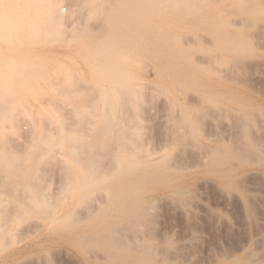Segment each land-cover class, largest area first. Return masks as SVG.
<instances>
[{
	"label": "bare ground",
	"instance_id": "bare-ground-1",
	"mask_svg": "<svg viewBox=\"0 0 264 264\" xmlns=\"http://www.w3.org/2000/svg\"><path fill=\"white\" fill-rule=\"evenodd\" d=\"M20 1H25V0H16V3H15L16 4L15 9H17L20 15H16V16L8 15L6 16L7 18H5V20H3L4 17H2L5 15L0 16L3 18L2 19L3 22L0 21L2 26L3 25L12 26L13 24H16L18 20L17 22L18 26H20L19 24H21L25 27L35 26V27L40 28L46 24L44 20L43 21L41 20V18H40L41 21L38 20L39 19L38 16L42 17L44 15L45 19H47V21H49L50 24L52 22L56 25H59L60 29L61 27L64 29H66V27L71 28L70 30L72 31H68V33H63L66 35V37L73 36V37L79 38L80 36L85 35L86 38L93 37L94 39L96 38V35H94L96 34V30H93V29H96V27L97 28L101 27L100 30H105V31L107 30V31L104 34L100 30H98L97 32V33L101 32L104 35V36H102V34L100 35L102 37L101 39L103 40L102 41L99 39V41H101L99 42V44L102 43V46L99 45L100 49L105 52L108 49V47H111L112 51L111 52L109 51V54L111 53L110 55L113 54L114 56L118 58H120L121 54L124 53L123 51L125 50V48H127L128 46L131 47L132 43L134 44V39L137 37L136 36L137 31H135V29L134 31H131V30L125 31L123 29V31L120 32V35H118L119 32H116L117 30L116 27L119 24H123L126 21L128 22L131 19V16H133L135 13L143 14L145 15L146 19L141 20L142 22L138 21L140 22L138 26L140 27L144 25L146 26L147 33L142 38H144V41L146 43L145 45H147V48L149 49V54H148L149 58L156 62L155 63L156 65L154 66V68L149 67L150 69L148 68L149 65H147V63L145 62L147 67L145 65V68H144L146 72L148 73L154 72L155 79L147 76L145 77V82H136L134 80L133 81L129 80L130 81L129 82L128 78H126L124 75H121L119 72H116L113 78L114 79L113 85L110 88L111 92H109L104 86L102 88L103 95H104V99L102 101V107L104 108V113H103L104 117L101 118L102 125H100L101 128L99 130L102 133L100 137L101 139L99 138L100 142L98 141L100 144H98V142L95 143L99 145V149H100V150H97L98 153L96 154V155H99L98 156L99 161L98 159H96L99 165L96 164V166L98 165L97 168H93L94 170L91 171L90 175L86 174L87 178L84 179L83 181L84 184L90 181V183L88 184H91L92 186L94 185L96 186L97 180L95 178L96 177L99 178L98 180L99 192L96 191L97 195H95L96 196L94 199L95 201L86 205V207H84L85 206L84 205L80 213H77L76 211L74 212L72 211L73 213L76 212V214H72L73 216L74 215L76 216H74V218H72L73 216H70L69 218L67 215L69 212L68 208L64 210L62 209L58 212L51 211V207H52L51 205L53 204L54 206V204H56L58 200H56V202L55 201L52 202L51 200H53L54 198L52 199L51 195H49L51 196V198L46 194L44 195L45 192H43L42 190L40 191V189L39 190L36 189L34 190V193H32L33 195L34 194L37 195L36 199L38 200V205H39L37 207L32 208L28 206L29 203L26 206V203H25L26 200H24L25 198L23 197L22 193H21V199L19 197L14 200L15 202L20 201L19 203L15 205H13L15 202H11L12 199L14 198L10 197L11 198L10 202L12 203V206L10 207L9 205L7 206L5 205V207H10L11 209L7 208L8 209L7 213L5 211V208L2 210L4 211L3 214H6V218H2V215H1L2 213H0L1 215L0 218L4 219L6 223L7 221H11L14 219L17 220L19 214L21 213L24 214L30 211H33L35 215L37 214L38 215V216L36 215L37 219L38 220L40 219L39 221L36 219L38 223L37 221H36L37 223L36 225L32 223L33 226L32 228H30L31 227L30 226L29 227L30 230L28 231L24 232L21 229H19V231L20 230L22 231L21 234L22 233L26 234L24 236L32 237L26 249L27 250L29 248L36 249L37 247H41L43 249H46L43 251H47L51 249L53 244H58V243L60 244V242L68 243L72 245L81 256H83L85 264H183L184 259H185V262H187V258L189 260L190 253H188L189 249H187L188 251L186 250L187 252H185L186 247L188 246L190 247L192 245V248H193L194 247L193 245H195L199 239L197 238V236H195V234L192 235L191 237L189 236L190 240H188L189 241L188 244L185 243L188 246H185L183 244L185 246L184 248V247H179V244L177 246L172 241L166 238H162L163 236L160 237V235H158L159 233L156 234V231H157L156 225H155L156 216L154 214L158 215V212L157 210H155L156 212H154V209H155V206L159 204L158 202H160V200L162 201L164 200L163 199L159 200V198L154 193V195L159 200L158 202L156 201L157 204L155 203L156 204L155 205L152 199L147 196V193L151 191L150 189L153 187L155 189L156 188L163 189L168 195V197L167 199L164 198L165 194L163 193L164 194L163 198L166 199L165 201L167 202L161 201L160 203L162 204V206L163 204L168 203L169 201L170 203L168 204H171V208H176V212L178 211L177 209H179L185 216L191 217L192 216L190 215L192 213L191 208H193L191 203L195 205L194 203L195 202L197 203L198 200L193 203L194 200L192 201V198L188 195H189V191L193 193L192 190H195L196 187L195 189L194 188L192 189V187H190L191 190L187 187V184H186V178L188 177L187 173L173 172V169L175 167H178V169H180L179 168L180 164L177 165L176 161L178 162L185 161L186 163L188 160H185L186 158L184 159V156L185 155L188 156V154H191L194 158L193 161L195 160L194 162H192V166H193V163L194 165L196 164V166L200 167L201 169L200 172L202 174L214 179L215 182H217V184L219 185V187L223 190V192H221L222 194H224L225 192L226 194L225 196H227L228 198H229V195L230 197L233 195L234 196L236 195V197L239 200L238 199H235V200H238V203L239 201L241 202L240 203V205H242L241 211L244 212L242 216L246 218V223H248L249 227H251L249 229H252L255 227V232L257 231L255 233L252 229V232L255 233V235L251 233V235L248 236L249 239L247 240L249 241L247 242L249 244L247 245V247L241 254H238V255L235 254L236 256H228L229 251L225 250L227 256L224 254L225 256H222L221 258H219L218 264H264V227H263L264 225H262V228L256 230V228H259L260 227L259 225L261 224L259 220H262L263 218L260 217L261 219H259L256 214L261 211L260 206L256 202V206L257 205L259 206L260 211L255 210L256 209L254 205L255 201L254 199L251 198L253 196L250 193L252 189L248 186V183L246 184V181H248V180H245L246 176L244 177L242 175L245 171L256 169V168H257L256 170H259V169L263 170V173H264V111L260 107V105L253 104L251 102L253 100L249 101L247 98L243 99L244 96L242 97V95L240 94V90L237 87V84L240 81L239 76L242 75L241 73H238L239 76L237 75V69L239 72L244 71L243 70L244 68L242 69V71L239 69L240 68L239 65H242L243 63L251 65L250 64L251 62H249L250 60L249 61L246 60L248 63L244 62V60L247 58L248 55L253 53L254 48H258V45L257 47H254V45L261 42L260 40L255 41V38L253 37L257 38L258 36L259 37L258 39H260L262 38L261 36H264V0H27L31 2L26 3V4H22ZM45 1H49L50 4L47 6L44 3ZM218 1H221L224 4V7L219 8V9L214 8L213 7L214 3H217ZM64 6H67V7H64ZM33 10L40 12V15H38L39 13L37 14L35 12L37 16H34V14L31 13ZM13 17H15L14 21H13ZM24 17L25 18L27 17V18L25 20L20 19ZM32 17H34L36 20L31 21ZM34 18L32 19L34 20ZM133 18L135 19L136 17H133ZM48 24L49 23L47 22V28L49 27ZM201 26L203 30L207 32L213 38L212 40L215 41L216 45L218 46L220 50H222V52L223 51L233 52V54H231L232 56L230 57V60H232L231 64H234V63L236 64V68L234 66L235 64L232 66H229L227 64L228 68H225L227 67V65L225 67H223L222 65V70L218 68L219 69L217 70L218 72L221 70L223 71V73H225L223 75H220L222 74V72L221 73L219 72L220 74L218 75L219 77L222 76L223 77L222 79H218V77H216L218 75L215 69H217L218 66L215 67L214 64H212V62L214 63V61H218L222 59V56H219V55L217 56H213V55L194 56L192 55V53L190 54V49H188L187 45L191 44L190 43L191 40L193 42H196L195 44H197V41L195 39H191L189 35H188V37L190 38L189 41H188L189 38L187 40L186 39L183 40L182 36L183 37L185 36L183 35V33L178 34L176 36L181 37V39L184 42L183 41L181 42L180 38H179V41L175 40V39L178 40V38H176L175 35L173 34L175 30L181 29L184 31V29L182 28L193 30ZM159 27H163L162 29L164 30H159L160 29ZM137 28L138 30H140L139 27ZM51 29L53 30L52 27ZM251 29H254L253 31L254 33L252 32L253 34L249 32ZM94 31L95 33L92 34ZM118 31L120 30L118 29ZM81 32L82 33L84 32L83 35ZM89 33L92 36H90ZM63 34L62 36L64 37L65 35ZM254 34H256V36ZM114 35H115V39H113ZM250 35L251 37L253 35L252 38L255 41L254 43L250 41L249 39ZM203 36H201L200 37L201 39L200 38L199 39L202 40ZM109 38H111L112 41ZM94 39H93V43L98 41V38L95 41ZM204 40L210 43V40L208 41L207 38L206 39L204 38ZM193 42L192 44H194ZM90 45L91 44L89 43V46ZM91 49L92 48H90V50ZM138 50L139 48L137 49L135 48L134 50L135 55L139 52ZM213 53H216V52H213ZM106 54L107 53H105V56ZM127 54H129V52ZM253 60L255 62L252 60L251 61L254 62V65L253 64L252 66L248 65L247 67L248 68L251 67V69L252 67L253 68L255 67L254 69L256 70L255 64H260L262 60L258 61L260 63H256L255 59ZM244 64L242 66H244ZM262 64H264V61L262 62ZM107 65H109V63ZM262 66L258 65V67H262ZM213 67H215V69ZM223 68H225L224 69L226 70L225 72ZM113 70L115 69L113 68ZM118 70H122V68H119ZM253 71L251 72L253 73ZM250 73L248 72L247 74L249 75ZM25 74L27 75L26 71H22V69L20 70V72H18V74L16 71V76L18 77L19 76L24 77ZM247 74L244 73V75H247ZM68 75L69 74H67V77ZM13 76L14 75H12V77ZM245 77L249 80L248 78L249 76H245ZM73 79L75 78L71 77V74H70V76L67 79V83L68 84L71 83ZM1 82H5V79L2 80V76H0V87H1V90H3V84H1ZM241 82H239V84H243V86L247 85L246 81L245 83L244 82L241 83ZM17 84H18V81H17ZM157 86L158 87L162 86L164 88L172 87V89H175V90H174V93L172 92L173 93L172 99L167 100V101L165 100L163 102L160 100L161 104L158 103L159 105L158 108L159 110L161 109V111L164 112V114L162 112L161 113L163 114L162 116H164L165 119H164V122H161L162 124H158L156 126L159 128L161 126L160 128L161 131L159 133L158 132L159 128L158 129L156 128L155 132L156 130L158 131L155 133V135L158 136L159 134H161L159 136H162V139H160L161 137L159 136L158 137L160 140H162L163 144L160 142L159 139H156L162 144V146H159V148L154 147V148H157V149H154L152 148L153 145L150 144L152 146L151 147L152 149H151L150 146L148 145L149 144L148 142L152 141V137L151 135L146 136L144 133H141V130L145 128V126H143L140 122L142 119L144 120L150 119L148 117V116H151L149 115L150 113L149 110L153 108V104L156 100L155 99L156 92L158 91L159 93L161 92V88L158 89ZM252 86L249 85L247 88L249 87L252 88ZM57 89H58V86H57ZM81 89L82 90L85 89L83 88V85ZM59 92H61V88ZM86 92H88L87 88H86ZM159 93H157V95ZM79 94H80V91H79ZM5 95L6 94L0 92V116L2 114L3 118L8 117L6 114L7 112H5L7 105L4 106L6 104V103L4 104V102L6 101L5 98H7ZM73 95L74 94H72L71 96ZM180 95L183 100L179 99ZM212 95H215L217 97H211ZM84 98L83 99L85 101L80 100L83 102H81L80 104L77 103L76 105L79 104L77 107L73 105L74 107L77 108V111L74 108L75 109L74 112L76 113V116H77V117L75 116V118L78 119L79 122H82L83 119L87 117L86 109L89 108V106H87L89 105L87 103L88 101L86 102V97ZM254 98L256 97L254 96ZM205 101L206 102L208 101L211 104L212 103L214 104L216 103V104L215 106L213 105L209 106V104L207 106H204L202 104H204ZM219 101H223V102L226 101L229 106L227 105H226L227 107L218 106L217 103H219ZM45 102L47 103L48 101H45ZM8 103H10L9 100H8ZM145 104H147V107H145ZM70 116L72 117V115ZM223 116L225 117L231 116L229 118L230 119L232 118L230 120L231 122L228 123L229 128L224 126L225 129L228 128V130L223 129L226 132L228 131L227 133L229 135L227 136L229 137L227 136L223 137V135L225 136V134H222V135L220 134L221 136L219 134L218 136L215 135V138L218 137L219 140H220L219 137H223L222 139L226 138V140L228 138V140L222 143L221 145H215L212 142L213 139H211L212 134L207 132L205 127L208 126L206 124H211V122L213 123L217 121L218 119H220V121L223 122V118H224ZM208 117H210L211 122H208L205 124V120H207ZM220 117L222 118V120ZM1 119L2 118H0V122H1ZM89 119H91V117ZM210 119H208V121ZM76 121L77 120H75L74 122ZM87 121L86 123H89ZM218 122L219 121H217V123L214 124V128H213L214 130L211 128L212 124L211 126L209 125L215 134H217L218 132V131L217 132L215 131V127H217L220 124V122L219 123ZM222 122L221 124H223L226 121H224L223 123ZM79 124H82V123H79ZM203 124H205L206 126ZM98 125L99 124H97V126ZM220 125L219 127L222 126ZM62 126H64V124ZM202 126H204L203 127L204 129L202 128ZM41 127L35 125L33 128L36 130L38 129V131L41 128L40 131L41 130L43 131V128L45 127L44 126H41ZM94 127L92 128L93 130H95ZM219 127L218 129L222 130V128H219ZM210 128L208 129L210 130ZM44 131L43 133H45ZM72 131L73 132H71V130L68 131L69 134L71 135L70 138H72V141H73V144L71 143V147H69L70 145L68 144V148H70V150L69 149L68 150L70 151L69 155L71 154L70 159L72 160V163L74 162L78 166V164H81V158L79 156V152H83V151H80V148L81 147L83 148L85 144L87 145L88 140L85 139L86 133L84 134L81 131L79 132L77 129L72 130ZM222 131L220 133H223ZM156 136L154 137L157 138ZM91 137H94V135ZM218 139H215V141L214 140L213 141L216 142ZM222 139L220 141H222ZM156 140L154 139L152 141L153 144L156 142ZM90 143H91L90 148L94 149L98 146V145H94L93 144L94 142L92 143V141ZM161 147L164 149L166 148L168 149L169 147H172L171 159L173 160V162L176 159L175 161L176 163L174 162L175 165L172 163V160H170L171 162L169 161L170 158L168 159L166 157L168 159V161L166 162L172 163L173 165L172 164L165 165L154 157V151L159 150ZM190 147L193 148V151L191 152L188 149ZM174 149L177 152H180L179 155H177L178 153ZM4 150L5 149H0V155L3 156L0 158V160L6 159L5 157L7 155L4 156L6 150L5 151ZM95 151L96 149L95 150L91 149L90 153L95 154ZM67 154H68V151H67ZM159 154H160V151H159ZM191 155H189L188 157H190ZM70 159H67V161H70ZM34 161H33V164L31 163L32 165H34ZM2 163L3 161L1 162L0 166H2ZM94 163H95V158H94ZM189 164H191V162L187 164V168L190 167L188 166ZM21 165L13 164L12 168L10 165L9 169L10 171H13L12 177H14L13 173L15 174V172L16 171L18 172L19 169L23 173L24 172L23 169L25 170L27 168V167L24 168L25 164L23 165V167H21ZM38 166H40V164ZM71 166L73 167V164ZM173 166L175 167L173 168ZM181 166L182 168H184L182 164ZM63 167H65V164ZM1 169H4V168H1ZM1 169H0L1 171L0 173L3 175L4 174L3 172H5V169L3 171ZM31 170H33V167L31 168ZM37 170H39V168ZM71 170L73 171V169ZM26 171H29V170H26ZM25 173L26 172H24V174ZM1 174H0V178L1 177L2 178L0 179V186L3 188L2 190L6 189L5 193L10 191L9 193L12 192V194H14L16 191V189L15 191L13 190L14 182H12L11 179L10 181L12 183L7 182L8 181L7 179H6L7 181L5 180L6 181L5 182L4 181L5 178H3L4 175L1 176ZM26 174H28V172ZM249 174H248L249 178L253 177L252 175L254 174H255L254 177L256 176V174L260 175L258 172L257 173L254 172V174L252 173H249ZM248 175H247V178H248ZM260 176H261V179H263L262 178L263 175H260ZM254 177L251 180L254 181L255 178L258 179L257 177L255 178ZM25 178L26 176L24 177V180H23L24 182H25ZM2 179L3 181H1ZM70 179L71 178H69L68 180ZM208 181L210 180L207 179L206 182L210 184L211 181L210 182ZM81 182H82V179L80 183L79 181H77V179L75 181H68L66 185L64 184L65 185L64 188H68L70 185L72 186L73 184L78 185V187L80 184V186L84 187L83 184L81 185ZM40 183L43 184L42 182ZM262 183L264 184L263 180H262ZM194 184H197V183H194ZM256 185L260 186L259 184H256ZM85 186H89V185H85ZM248 188H250V192ZM253 188L255 187L253 186ZM12 190L14 191V193ZM79 191L81 192V189ZM154 191L156 192V190ZM252 191H254V189ZM196 192H198L197 189H196ZM93 194H96V193L93 192ZM256 197L258 196L256 195ZM17 199L19 201H16ZM259 199L257 201H260ZM37 200L35 201L37 202ZM82 201L85 202L87 200L84 201L83 199ZM5 202H8V199H6ZM260 202H264V199H262V201ZM1 208L2 207H0V211H1ZM169 210L171 209L169 208ZM216 214L218 215V213ZM167 216H171V215H167ZM66 218L68 220H65ZM214 218L215 217H212V219ZM218 219L224 220L225 218L223 215H219ZM225 220L223 221V223L225 222ZM0 222H3V221L1 220ZM189 222L191 221L189 220ZM3 223L0 224V227L2 225H5ZM9 223L11 224V222ZM225 223L227 224L228 221ZM226 227H228V225H226ZM7 228L9 229V227ZM216 228H213V229H216ZM27 229H28V226L26 230ZM2 230H3V227H2ZM6 230L2 232L0 228V238L5 236V238L3 237L4 240L6 239L7 233H8V236H10L9 235L10 231L8 230L6 233L5 232ZM24 236L23 238H26ZM192 250H195V249H192ZM194 252H197V251H194ZM187 253L189 254L188 255L189 257L186 258ZM191 254L193 255V253ZM16 255L17 253H13L12 255L8 256L7 259H4L3 261H1L0 264H17V259L15 258ZM211 256H210L211 258L217 259L215 258L214 255H211ZM193 258H190L189 261L192 262ZM194 263L196 264L197 261Z\"/></svg>",
	"mask_w": 264,
	"mask_h": 264
},
{
	"label": "rangeland",
	"instance_id": "rangeland-1",
	"mask_svg": "<svg viewBox=\"0 0 264 264\" xmlns=\"http://www.w3.org/2000/svg\"><path fill=\"white\" fill-rule=\"evenodd\" d=\"M20 2L22 4H26V3H29L31 1L25 0V1H20ZM15 3H16V0H0V16L5 15V16H2V17H4V19L2 17H0L1 22H3L2 19L5 20V18H7L6 16H8V15H10V16L20 15V13L17 11V9H15V5H16ZM44 3L47 6L50 4L49 1H45ZM64 7H67V6H64ZM213 7L219 9V8L224 7V4L221 1H218L217 3H214ZM16 12H18V13H16ZM35 12L37 14L39 13L38 15H40V12L34 11V10L31 13H33L34 16H37V14ZM38 17H39L38 20H40V18H41V20L42 21L44 20V22L46 24V25L43 24L44 26L40 27L41 29L39 27H35V26H33V27L32 26H26L25 27L21 24H19L20 26H18V23H17L18 20H17L16 24H13L12 26L11 25H9V26L3 25L2 26L1 22H0V28H2V29H0V76H2V80L5 79V82H1V84H3V90H1V87H0V92L6 94L5 96L7 98H5V96H4V98L6 100L4 102V104L6 103L4 106L7 105V108H6V110L5 109L4 110H5V112H7L6 114L8 116L6 118H3L2 114L0 116V118H2L1 122H0V126H1L0 127V149H5L7 151L6 152L4 150L5 151L4 156H6V155L7 156L5 157L6 158L5 160L1 159L3 161V163H2L3 167L2 166H0V167L5 169V172H3L4 173L3 178H5L4 181L7 179L8 180V181L6 180L7 182H11V181L14 182L13 183L14 188L13 187L12 188L14 191L16 189L15 193L12 190L14 194H12V192L9 193L10 191L5 193L6 189L2 190L3 188L0 186L1 187L0 188V199L1 198L3 199V200L2 199L0 200V207H2L0 213H2L1 214L2 218H6V214H3L4 211H2V210L5 208V211L7 213L8 209H11L10 208L12 206L11 202H15L14 200L16 198H19V197L21 199V193L25 199L23 197L22 198L24 200H26L25 201L26 206L28 203H29L28 206H30L32 208L39 206L38 200L36 199L37 195L32 194V193H34V190H36V189H38V190L40 189V191L42 190L43 192H45L44 195L45 194L48 196L51 195L52 199L54 198L53 200H51L52 202L53 201L56 202V200H58L56 202V204H54V206L51 203L52 204L51 205L52 206L51 211L58 212L62 209L64 210V209L68 208L69 212L67 215L69 218H70V216H73L72 214H76V212L80 213V211H82L81 209H83L84 205H85L84 207H86V205L95 201L94 200L96 197L95 195H97L96 191L99 192V190H98L99 178L98 177L95 178L97 180L96 186L95 185L92 186L91 184H88V183H90V181L87 182L86 184H84L83 181H84V179L87 178V175L88 174L90 175L91 171L94 170L93 168H97V166L99 165L98 162L96 161V159L99 158L98 157L99 155H96V154L98 153L97 150H100L98 144H100L99 142L101 139L100 137H101L102 132L99 130L101 128L100 125H102L101 118L104 117V115H103L104 108L102 107V101L104 99V95H103V89L102 88L104 86V87H106V89L109 92H111L110 88L113 85V80H114L113 78H114V74L116 72H119L121 75H124L126 78H128V81L134 80L136 82H145V77H147V76L155 79L154 72L148 73L144 69L145 65H146L145 62L147 63V65H149L148 68L149 67L154 68V66L156 65L155 64L156 62L149 58V56H148L149 49L147 48V45H145L146 43L144 41V38H142L147 33L146 32L147 31L146 26L145 25L141 26V27L138 26L140 24V22H142L141 20L146 19L145 15L135 13L133 16H131V19L128 22L126 21L123 23L124 25L119 24L116 27L117 28L116 32H119L118 35H120V32L123 31V29L125 31H127V30L134 31V29H135V31H137V33H136L137 37L134 39L135 45L132 43L131 47L128 46L127 48H125V50L123 51L124 53L121 54L120 58L114 56L113 54L110 55L111 53L109 54V51L110 52L112 51L111 47H108V49L105 52L100 49V46H102V43L99 44V42H101V41H99V39L102 40L101 39L102 37L100 36L102 33L101 32L97 33V32H98V30H100L101 27L100 28L96 27V29H93V30H96V34H94L95 31L92 33V34L96 35L95 39L93 37H89V36H87L89 38H86V36L83 35L84 32L83 33L81 32L83 36H80L79 38L78 37L76 38L73 36L66 37V35L63 33H68V31H72V30H70L71 28L66 27V29H64L61 27V29L64 30V31H62L60 29L59 25H56L52 22L50 24V22L47 21V19H45L44 15L42 17L41 16H38ZM133 17H136V18L134 19ZM232 17H234V16H232ZM14 18L15 17H13V21H14ZM26 18L24 17V18H20V19L25 20ZM32 18H34V17H32ZM32 18H31V21L36 20L35 18H34V20ZM136 19H138V20H136ZM138 21H140V22H138ZM44 22H42V23H44ZM47 22L49 23L48 24L49 30L47 28ZM202 26L197 27L196 29H193V30L187 29V28H182V29H184V31L181 29L175 30L173 32V34L175 35L176 38H178V40L177 39H175V40L179 41V38H180V40L182 42L185 39L187 40L189 38L188 37V35H189L191 39H195L197 41V44H195L196 42H193L191 40L190 43L192 44V42H193L194 44L187 45L188 49H190V54L192 53V55H194V56H197V55L198 56H204V55L205 56H208V55L222 56V59H220L218 61H214V63L212 62V64H214L215 67L218 66L217 69H215V67H213L216 71L219 70L218 68H220L222 70V65H223V67H225L227 64L229 66L234 65L235 63L233 62L234 64H231L232 60H230V57L232 56L231 54H233V52H230V51H223L222 52V50H220L218 48V46L216 45L215 41L212 40L213 38L207 32H205L203 30ZM51 27L53 28V30L51 29ZM137 27H139L140 30H138ZM67 28H68V30H67ZM159 28H160L159 30H164V29H162L163 27H159ZM118 29L120 31H118ZM58 30L61 32H59ZM100 31H102L104 34L107 30L106 31L100 30ZM253 31H254V29H251L249 32L251 34H253L254 33ZM181 33H183V35H185L184 37L182 36L183 40L181 39V37L176 36V35L181 34ZM62 34L65 36L63 37ZM103 34H102V36H104ZM121 35H122V33H121ZM197 35H199V36L204 35V36L202 37V40H200L201 36L199 37ZM254 35L256 36V34H254ZM90 36H92V35L90 34ZM110 36H112V35H110ZM252 37H253V35H252ZM252 37H251V35L249 37V39L252 43H254L256 40L257 41L260 40L261 42L260 43L256 42L258 44L255 43L256 45H254V47H257V45H258V48H254V51H253L254 54L251 53L244 60V62H246V63H248L246 60H248V61L250 60L249 62H251L250 63L251 65L244 64V63H243L244 66H242L243 64L239 65L240 66L239 69L242 71V69L244 68L243 70L245 71V72L244 71L239 72L237 69V75L239 76L238 73L242 74V75L240 74L241 76H239V78H240L239 82H241V80H242L241 83H243V82L245 83V81H246L247 85H245L246 86L245 87V86H243V84H239V82H238L237 87L239 88L240 94L242 95V97L244 96L243 99L247 98L249 101L253 100L251 102L255 105L256 104L260 105V107L264 111V107H263L264 106V70H263L264 64H262V62L264 61V42H263L264 36H261L262 38H260V39H258L259 38L258 36H257V38L253 37V38H255V41ZM97 38H98V41L93 43V39L95 41ZM190 38L188 39V41L190 40ZM204 38L205 39L207 38L208 41L210 40V43L205 41ZM86 39H88V40H86ZM89 39H90V41L91 40L92 41L90 42ZM109 39L111 40V38H109ZM113 39H115V35L113 36ZM107 42H108V40H107ZM89 43L91 44L90 46H89ZM95 43H97V44H95ZM84 47H85V49H84ZM90 48H92V49L90 50ZM135 48L136 49L139 48V50H138L139 52L136 55L134 54ZM93 49H94V51H93ZM101 52H102V54H101ZM128 52H129V54H127ZM213 52H216V53H213ZM105 53H107L106 56H105ZM228 59H229V61H228ZM253 59L256 60V63H260L258 61L262 60L260 64H262L263 66L260 64H255L256 70L254 69L255 67L254 68L252 67V69H251V67L248 68L247 67L248 65L249 66H252V64L254 65L255 61ZM251 60L254 62H252ZM113 62H114V64H113ZM26 63L27 64L29 63V64L27 65ZM108 63H109V65H107ZM15 64H16V66H15ZM21 64H22V66H21ZM147 65H146V67H147ZM228 65L225 68H228ZM258 65L262 66V67H258ZM109 66H110V68H109ZM234 66L236 68V64ZM20 67H22V68H20ZM237 67H238V65H237ZM113 68L115 70H113ZM119 68H122V70H118ZM123 68H125V69H123ZM225 68H223V70ZM19 69L20 70L22 69V71H26L27 75L25 74L24 77L16 76V71H17V74H18V72H20ZM28 69H29V71H28ZM221 70L219 72L220 73L222 72V74H220L217 71V75L218 74H220V75L225 74ZM253 70L256 72V74ZM225 71L226 70H224V72ZM251 71H253V73ZM248 72L249 73L251 72V73L248 75L247 74ZM4 73H5V75H4ZM66 73L69 74L68 77L71 74V77L75 78V79H73L74 81L72 80L71 83H69V84L67 83L68 77H67ZM103 73H104V75H103ZM244 73L247 75H244ZM257 74H258V76H257ZM12 75H14V76L12 77ZM252 75L255 77H253ZM245 76H249L248 77L249 80ZM216 77H218V79L223 78L222 76L219 77V75ZM242 77H244V78H242ZM24 78L26 81L24 80ZM21 79H23V80H21ZM16 80L18 81V84H17ZM252 84H253V86H252ZM82 85H83V88H85L84 90L81 89ZM249 85L252 86V88L249 87L251 89L247 88ZM57 86H58V89H57ZM77 86H78V88H77ZM59 87L61 88V92H59L60 91ZM91 87H92V89H91ZM4 88H6V89H4ZM70 88H71L72 92H71ZM79 88H80V90H79ZM86 88H87L88 92H86ZM160 88H161V92L160 93H159V91L156 92V96H155L156 100L153 104V108L150 110L148 109L149 112L151 113V114L149 113V115H151V116H148V117L151 120L150 119H148V120L142 119L140 122L143 126H145V128H143L141 130V133H144L146 136L151 135L152 141L154 139L155 140L159 139V137H161L160 139H162V136H159V135H161V134H159L161 131V129H160L161 126L159 125L160 128L156 127V126L158 124H162L161 122H164L165 117L162 116L164 114V112L161 111V109L159 110L158 103L161 104L160 100L163 102L165 100L167 101V100L172 99L173 98L172 95H173L174 90H175V89H172V87H168V88H164L162 86L158 87V89H160ZM62 89L65 91H63ZM68 90H69V92H68ZM79 91H80V94L82 93L81 95L79 94ZM157 93H159V94L157 95ZM72 94H74L75 96L74 95H73L74 97L71 96ZM254 96L256 98H254ZM84 97H86V102L88 101L87 103L89 104V105H87V106H89V108L86 109V112H87L86 116L87 117L89 116V117L87 118L85 116L87 119L84 118L82 122H79V120L75 118L76 113L74 112V110L76 109V111H77L76 107L81 102H83L80 100H84L85 99ZM211 97H217V96L212 95ZM14 98H15V100H14ZM88 98H89V100H88ZM91 99L92 100L94 99L96 101L93 100L94 101L93 102ZM179 99L183 100L181 95L179 96ZM8 100L10 103H8ZM45 101H48L47 102L48 105ZM86 102H84V103H86ZM77 103H79V104L76 105ZM208 104H209V106H211V105L215 106L216 103L211 104L208 101L207 102L205 101L204 104H202V105L207 106ZM73 105L76 107H74ZM217 105L221 106V107H225L226 105L229 106L226 101L225 102L219 101V103H217ZM261 105H263V106H261ZM4 106H2V107H4ZM91 106H93V107H91ZM145 107H147V104H145ZM9 108H11V109H9ZM72 110H73V112H72ZM154 114H155V116H154ZM70 115H72V117ZM90 117H91V119H89ZM223 117H224L223 122L226 121L227 123L226 122L223 123L222 121H220V119L217 120L220 122V124H221V122L223 123V124H221L222 126L219 124L221 127H219V125L217 127H215V131L219 132V133L217 132V134H215L213 131L214 130L213 129L214 124L217 123V121L212 123L210 117H208L207 120H205V124L208 122H211V124H212L211 128L213 130L210 128L211 124H206L208 126L210 125L209 127L206 126L205 124H203L206 126L205 129L207 130V132L211 133L212 135L214 133L213 136L211 135V139H213L214 141H215V139H218V137L215 138V135L218 136V134L219 135L225 134V136L223 135V137H226L227 135H229L227 133L228 131L226 132L224 130H226V129L228 130V128H229L228 123L231 122L230 120L232 118L231 119L229 118L231 116H226L227 118L225 116H223ZM225 118H226V120H225ZM208 119H210V120L208 121ZM75 120H77L79 123H82V124H79L77 121L74 122ZM221 120H222V118H221ZM86 121L89 123H86ZM225 123H226V125H225ZM63 124H64V126H62ZM97 124H99V125L97 126ZM32 125H33V127L35 125L40 126V127L44 126L45 128H43V131L45 129V131H44L45 133H43L42 130H41L42 132L40 131V129L42 127L38 131V129L37 130L34 129L32 127ZM80 126H82V127H80ZM224 126H226L228 128L225 129ZM93 127L95 128V130L92 129ZM203 127L204 126H202V128ZM218 127L222 128V130L224 129L223 131L220 129L223 133H220L221 131L218 129ZM156 128L157 129L159 128V131L156 130V132L157 131L159 132L158 133L159 135L157 134L159 137L155 135V133H156L155 129ZM208 128H210V130ZM47 129H48V131H47ZM53 129H54V131H53ZM76 129L79 132L81 131L84 134L86 133L85 139L88 140L87 145L85 144L86 146L84 145L83 148L82 147L80 148V151H83L84 153L78 151L79 156L81 158V164H78V166L74 162L72 163V160L70 159L71 154L69 155L70 148H68V144L70 145L69 147H71V143L73 144L72 138H70L71 135L69 134L68 131L71 130V132H73L72 130H76ZM94 131H96V132H94ZM93 135H94V137H91ZM88 136H90V137H88ZM154 136H156L157 138H155ZM223 137H219L220 140ZM227 137H229V136H227ZM224 139H222V141H220L218 139L216 142H214L212 140V142L215 145H221L222 143H224L228 140V138H227V140H226V138H224ZM90 140L92 141V143L94 142L93 143L94 145H98V146L94 149L90 148V146H91ZM152 141L148 142L149 143L148 145L150 146V148L152 147L151 145H153L152 148H154V147L159 148V146H162V144H163L162 140H160V142L162 144L156 140V142L158 143L157 144L155 142L156 145H158V146H156L155 143L153 144ZM97 142H98V144H95ZM157 148H154V149H157ZM190 148H192V147H190ZM190 148H188L190 150V152L193 151V148L192 149H190ZM81 149H83V150H81ZM89 149L90 150L96 149L95 154L90 153ZM163 149L164 148L161 147L159 150H155L154 151V157L156 159H158L159 161H161V163H163L165 165H168V164L171 165L172 163L174 164L176 159L174 160V162L171 159L172 147H169L168 149L166 148L164 150ZM66 150L68 151V154H67ZM159 151H160V154H159ZM37 152H38V154H37ZM176 152H175V154H176ZM6 153H8V154H6ZM177 153H178L177 155H179L180 152H177ZM94 155H95V157H94ZM177 155H176V157H177ZM189 155H191V154H188V156ZM54 156H56V157H54ZM160 156H162V157H160ZM163 156L165 157V159ZM188 156L185 155L184 159L186 158L185 160H188L187 161L188 163L191 162V164L188 165L190 167L187 168L188 163L186 162L187 163L186 164L185 161L184 162L176 161L177 163L176 162L175 163L177 165L180 164L179 168L181 170L178 169V167L173 166V168L175 167L173 169V172H176V173L177 172H179V173L183 172V173L188 174V177L186 178L187 187L190 190H191L190 187H192V189L193 188L195 189V187H196V189L198 190V192H196V189L192 190L193 193H191V191H189L188 196H190L192 198V201L194 200L193 203L198 200L199 204H198V202L197 203L195 202L194 203L195 205H193L191 203V205L193 206V208H191L192 213L190 214V215H192L191 216L192 218L190 216L187 217L179 209H177V210L180 212H178V211L176 212V208H171V204H168V203H170L169 201H168V203H165L162 206V204L160 203L162 200H160V199L164 200L162 202H167L165 200L167 199L168 195L161 188H158V189L157 188L155 189L154 187L151 188L150 189L151 191H149L147 193V196L152 199L154 204L155 203L157 204V202L160 200V202H158L159 204L157 206H155V209H154V212H156L155 210H157V212H158V215L154 214L156 216L155 217V219H156V223H155L156 230L159 231V232L156 231V234L159 233L158 235H160V237L163 236L162 238H166V239L172 241L177 246L179 244V247H184V248H185V246H188L187 244L189 242L188 240H190L189 238L195 234V236H197V238L199 239L195 244L196 246L193 245L195 248L194 247L192 248V245H191L190 247L188 246L185 249V252H187L188 251L187 249H189L188 253H190V255L187 253L186 258L190 256L189 257V260H190V258L194 257L193 261H192L193 263L190 262L187 258V262H185V259H184L183 264H185V263L186 264H195L194 262H196V261H197L196 264H218V259L221 258L222 256L226 255L225 250L229 251V253L227 252L228 256H236L235 254H237V255L241 254L245 250L247 245L249 244L247 242V241H249V240H247V239H249L248 236L251 235V233L255 235V233L257 231L255 232V227L252 228L255 233L252 232V229H249L251 227H249V224L246 223V218L244 216H242V214H244V212L241 211L242 205H240V203H241L240 201L238 203L239 199L236 197V195L235 196L233 195L234 197L233 196L230 197V195H229V198H228L227 196H225L226 195L225 192H224V194H222L221 192H223V190L219 187L217 182H215L214 179L202 174L200 172L201 171L200 167L196 166V164L194 165V163H193V166H192V162H194L195 160L193 161L194 158L192 155L190 157H188ZM1 157H3V156L0 155V158ZM166 157L168 159L170 158L169 161L172 160V163L166 162V161H168V159ZM94 158H95V163H94ZM172 158H173V156H172ZM33 159L34 160L36 159V160L34 161ZM67 159H70L71 162L67 161ZM88 159H89V161H88ZM1 160H0V165L2 162ZM33 161H34V165H32ZM98 161H99V159H98ZM20 163L23 165L25 164L24 168L25 167H27V168L25 170L23 169V171L26 173L28 172V174H26V173L24 174V172L22 173L21 170L19 169L18 172L16 171L15 174L13 173L14 177H12L13 171H10V169H9L10 165L12 168L13 164L14 165H21ZM71 163L73 164V167L71 166L72 165ZM39 164H40V166H38ZM64 164H65V167H63ZM96 164H98V165L96 166ZM181 164L183 165L184 168H182ZM23 165H21V167H23ZM28 166L30 169L28 168ZM32 167H33V170H31ZM34 167H36V168H34ZM196 167H198V168H196ZM38 168H39V170H37ZM70 168L73 169V171ZM4 169H1V170L3 171ZM7 169H9V170H7ZM256 169L248 170V171H245L244 173L242 172L243 173L242 175L244 177L246 176L245 180H248V181H246V184L248 183V186L252 190L254 189V191L251 190V192H250V188H248L249 192L253 196L251 198L254 199V201H255L254 202L255 203L254 205L256 208L255 210H257V211L261 210L260 212L256 213L259 219L263 218L262 219L263 221L259 220V222L261 224L259 225L260 226L259 228H256V230H258V229L262 228V225H264V224H262V223H264V202H260V201H262V199H264V192H263L264 191V184L262 183V180L264 182V173H263V170H260V169L256 170ZM26 170H29V171H26ZM69 170H71L72 172ZM254 172H256V173L258 172L260 175H263V177H262L263 179H261V176L258 174H256L255 177H257L259 180L256 179L254 177V175H255ZM249 173L254 174V175H252L255 178L254 181L251 180L253 177L250 176L251 178H249V175H251ZM3 175L1 174V176H3ZM247 175H248L249 179L247 178ZM25 176H26V178H25V182H24L23 180H24ZM75 176H76V178H75ZM258 176H260V177H258ZM69 178H71V179L68 180ZM80 178L82 179L81 185L83 184L84 187L80 186V184H79V187H78V185L73 184L72 186L70 185L68 188H64V186L66 185V183H68V181H75L77 179V181H79V183H80V181H81ZM10 179H11V181H10ZM207 179L212 182L211 183L210 181H208V182H210L211 185L206 182ZM200 180H202V181H200ZM1 181H3V179ZM16 182H18V183H16ZM40 182H42L43 184H41ZM252 182H253V184H252ZM194 183H197V184H194ZM204 183L207 185H205ZM256 184H259L261 187L257 186ZM85 185H89V186H85ZM90 185H91V187H90ZM73 186H75V187H73ZM253 186L255 188L257 187L256 188L257 191L255 188H253ZM22 187L23 188L25 187V188L23 189ZM80 189H81V192L79 191ZM261 189H263V190H261ZM62 190L63 191L65 190L66 192L64 191V193H63ZM154 190H156V192ZM24 191H26L28 193H26ZM160 191H161V193H160ZM43 192H42V194H43ZM93 192L96 194H93ZM154 193L159 198V200L154 195ZM163 193L165 194V196ZM15 194H17V195H15ZM159 194H161V195H159ZM256 195L261 199L256 197ZM262 195H263V197H262ZM15 196H17V197H15ZM51 196H49V197L51 198ZM163 196L166 199H164ZM10 197L14 198V199H12V201H11ZM156 198H157V200H156ZM257 198L260 201H257L258 200ZM6 199H8V202H5ZM83 199H84V201L85 200H87V201L83 202L82 201ZM235 199H238V200H235ZM35 200H37V202ZM16 201H19V200L17 199ZM19 202H15L13 205H15ZM256 202L259 204L260 210H259V206L258 205L256 206ZM5 205L6 206L9 205L10 207H5ZM163 208H165V209H163ZM169 208L171 210H169ZM72 211L73 212L76 211V212L73 213ZM172 211H173V213H172ZM160 212H161V214H160ZM180 213H182L183 215ZM216 213H218V215ZM1 215H0V217H1ZM36 215L33 211L26 212L24 214L21 213V214H19L18 218L16 217L17 220L14 219L11 221H7V223H6V221H4V219L0 218L3 222H5V223L0 222V224H2V223L5 224V225H2L0 227L1 231L4 232V230H6L7 227H9V229L7 228V230L5 232L7 233L8 230L10 231V234H9L10 236H8V233H7L5 240H4L5 236H3L4 238L3 237L0 238V262L3 261L4 259H7L8 256L12 255L13 253H17V255L15 256V258L17 259V264L19 262H21L22 264H85L83 256H81L78 253V251L72 245H70L68 243L60 242V244L59 243L53 244V246L50 249L51 252H50V250H47L49 252L43 251L46 249H43L41 247H37L36 249L35 248H29L27 250L26 247L30 243V239L32 237L31 236H24L26 234H23V233L21 234V232L22 231L25 232V231L30 230V228H32L33 224L36 225L38 223V221L40 219L38 220L37 219L38 215L37 216ZM167 215H171V216L173 215L172 216L173 218L171 216H167ZM219 215H223L224 218L226 219V220L224 219L225 222L228 221L229 224L228 223L226 224L225 222L223 223V221H224L223 219H221L223 221L218 219ZM74 216H76V215H74ZM74 216L72 218H74ZM177 217H179V218H177ZM212 217H215V218L212 219ZM67 218L65 220L69 219V218L68 219ZM188 218L191 222L192 221L193 222L192 223L189 222ZM36 221H37V223H36ZM9 222H11V224ZM220 222H222V223H220ZM226 225H228V227H226ZM229 225H231V226H229ZM27 226H28V229L26 230ZM2 227H3V230H2ZM213 228H216V229H213ZM19 229H21L22 231L21 230L19 231ZM18 231H19V233H18ZM248 232H249V234H248ZM23 236L26 238H23ZM15 240H17V241H15ZM185 243H187V244H185ZM192 249H195V250H192ZM194 251H197V252H194ZM231 251L233 254L231 253ZM223 252H225V253H223ZM191 253H193V255ZM218 253H219V255H218ZM198 254H200V255H198ZM211 255H214L215 258H217V259L211 258V257H213ZM198 259H199V261H198ZM21 263H19V264H21Z\"/></svg>",
	"mask_w": 264,
	"mask_h": 264
}]
</instances>
